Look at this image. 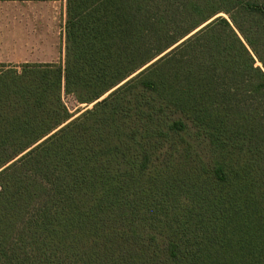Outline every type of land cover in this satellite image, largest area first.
Segmentation results:
<instances>
[{"label":"trees","instance_id":"1","mask_svg":"<svg viewBox=\"0 0 264 264\" xmlns=\"http://www.w3.org/2000/svg\"><path fill=\"white\" fill-rule=\"evenodd\" d=\"M64 42L0 65V264H264V0H65Z\"/></svg>","mask_w":264,"mask_h":264},{"label":"crops","instance_id":"2","mask_svg":"<svg viewBox=\"0 0 264 264\" xmlns=\"http://www.w3.org/2000/svg\"><path fill=\"white\" fill-rule=\"evenodd\" d=\"M64 23L65 0H0V65L56 63Z\"/></svg>","mask_w":264,"mask_h":264},{"label":"rangeland","instance_id":"3","mask_svg":"<svg viewBox=\"0 0 264 264\" xmlns=\"http://www.w3.org/2000/svg\"><path fill=\"white\" fill-rule=\"evenodd\" d=\"M224 16L227 18L226 15H224L223 13H219L218 15L214 16V17H217V16ZM211 18V19H214ZM183 41V40H182ZM181 41V42H182ZM180 43V42H179ZM178 44V43H177ZM176 44V45H177ZM171 49V48H170ZM41 52H43V50L41 49ZM56 63L57 64H60V65H63V58H64V49H56ZM259 64V63H257ZM62 101L63 103L65 104L70 116H71V119L75 118L76 116H78L80 113H82L85 109H88V108H91V105H86V104H78L74 98L70 95H64L62 94Z\"/></svg>","mask_w":264,"mask_h":264},{"label":"water","instance_id":"4","mask_svg":"<svg viewBox=\"0 0 264 264\" xmlns=\"http://www.w3.org/2000/svg\"><path fill=\"white\" fill-rule=\"evenodd\" d=\"M215 18V17H214ZM213 19H210V20H208L207 22H205L204 24H202L201 26H199L196 30H194L192 33H190L188 36H186L184 39H186L187 37H189L190 35H192L194 32H196V31H198L199 29H201V28H203L205 25H207L208 23H210L211 21H212ZM184 39H182V40H184ZM181 40V41H182ZM180 41V42H181ZM174 46H176V45H174ZM173 46V47H174ZM173 47H171V48H173ZM170 49H168L167 51H165L164 53H162L160 56H158L157 58H155L153 61H151L149 64H151L152 62H154L155 60H157L159 57H161L163 54H165L166 52H168ZM149 64H147L146 66H144L142 69H144L145 67H147ZM142 69H140L139 71H141ZM138 71V72H139ZM137 73V72H136ZM135 73V74H136ZM135 74H133L132 76H134ZM131 76V77H132ZM108 94V93H107ZM107 94H105L103 97H101L99 100H101L102 98H104ZM98 100V101H99ZM92 106V105H91Z\"/></svg>","mask_w":264,"mask_h":264}]
</instances>
